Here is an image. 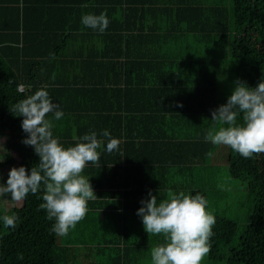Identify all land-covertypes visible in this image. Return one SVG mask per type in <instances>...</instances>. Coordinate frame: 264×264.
<instances>
[{
	"label": "trees",
	"instance_id": "16d2710c",
	"mask_svg": "<svg viewBox=\"0 0 264 264\" xmlns=\"http://www.w3.org/2000/svg\"><path fill=\"white\" fill-rule=\"evenodd\" d=\"M29 7L35 6L0 0V138H8L0 167L37 166L39 157L22 143L23 118L11 110L40 88L63 109L61 120L47 118L65 147L91 131L104 141L99 160L82 173L97 196L88 202L87 220L92 210H134L135 197L139 208L149 191L158 201L168 190L199 192L207 200L204 184L213 174L207 161L221 148L230 176L247 180L254 206L240 235L235 221L215 217L208 257L264 264V153L244 158L204 141L214 126L211 111L228 98L220 92L224 80L231 95L237 79L252 88L264 79V0H79V13L66 14L67 26L56 27L47 25L50 14ZM101 12L110 21L103 34L81 24L84 14ZM74 18L77 24L70 23ZM105 129L121 141L119 152L104 150L107 139L99 134ZM41 194L7 210L18 221L14 229L0 224V264L77 263L81 248L72 236L79 227L87 232L86 219L62 244L64 236L50 231L53 221L39 208Z\"/></svg>",
	"mask_w": 264,
	"mask_h": 264
},
{
	"label": "clouds",
	"instance_id": "9594fccd",
	"mask_svg": "<svg viewBox=\"0 0 264 264\" xmlns=\"http://www.w3.org/2000/svg\"><path fill=\"white\" fill-rule=\"evenodd\" d=\"M110 21L107 14H84L81 24L103 34ZM226 103L211 111L213 128L204 135V141L214 146H227L244 158L264 153V79L255 88L246 81L237 79ZM24 85H18L23 90ZM182 107V104H178ZM22 117L21 129L26 133L22 143L30 146L39 157L36 167L26 170L24 166L13 167L6 182H0V205H14L28 195L42 193L39 208L53 221L50 231L56 236H66L88 212V202L97 199L89 178L82 175L89 162L100 158L98 149L104 141L95 131L80 137L73 136L74 146L65 147L53 134L52 120L59 121L64 112L60 104L54 103L46 88L18 101L13 109ZM242 116V122L237 118ZM220 124L218 129L215 124ZM100 136L107 139L104 150L119 152L121 141L113 138L105 129ZM0 148H3L0 146ZM4 149V148H3ZM7 153L0 151V163ZM211 155V153H209ZM136 215L140 217L144 230L151 235L163 236L164 242L152 248L151 264H201L210 251V238L216 223L207 208V200L199 192L168 190L167 199L158 202L151 191L140 201ZM18 217L0 210V224L14 229ZM22 259V257H21Z\"/></svg>",
	"mask_w": 264,
	"mask_h": 264
},
{
	"label": "crops",
	"instance_id": "0c3cea01",
	"mask_svg": "<svg viewBox=\"0 0 264 264\" xmlns=\"http://www.w3.org/2000/svg\"><path fill=\"white\" fill-rule=\"evenodd\" d=\"M25 3H29L30 6L35 7H29V10H32L33 13H43V14H50L52 17V20L47 24L50 26H67L68 22H64L65 19H67V16L69 13H71L74 10V14L79 13V0H24ZM25 7V6H24ZM20 8H23L20 6ZM26 8V7H25ZM68 14V15H66ZM66 15V16H65ZM48 19V18H46ZM71 19L70 23H76L77 24V18H74V22ZM79 23V22H78ZM2 138V137H1ZM0 138V139H1ZM7 144L6 141L0 140V146L3 148ZM3 148H0V151H4ZM133 156L136 160L138 157L137 152H134ZM139 158V157H138ZM16 166H5L0 167V182H6L8 178V172L11 168ZM135 166V172L136 171ZM108 177H112L110 179L116 178L115 175H110ZM109 179V180H110ZM89 182L92 186V180L89 179ZM107 185H115L118 182L109 181L107 182ZM141 184V182L139 183ZM138 184V186H139ZM93 187V186H92ZM136 187V185H135ZM176 192V191H173ZM180 192V191H179ZM166 196L162 197V200L167 199V193ZM138 199L135 197L133 202H130L129 205L134 209H124L125 211H122V209H117L113 211H107V210H92L91 215H89V220H93L96 222V219L103 223L104 227L108 228V223L112 220L115 223L116 228H114L115 231L112 229H103L99 230L100 228L96 226L97 231L91 232L89 228L87 229L89 239H86V245L88 248H91V251L97 252L98 258L92 261H86V262H79L77 261L76 264H151V260H143V254H151L152 248L155 246L162 244L164 240L157 241L156 243L149 242L150 239L147 237V232L144 234L145 231H143L142 228V221L140 217L136 215V212L138 210ZM111 202V200L109 201ZM159 202V201H158ZM123 203L122 200L119 201H113L112 205ZM22 204V200L19 201L17 204H15V207H20ZM1 207L4 206L0 205ZM119 211V212H118ZM126 218H128L127 221H129V226L126 228ZM141 224V225H137ZM139 227V236L137 237V231L136 228ZM112 232L115 233V237L113 238ZM148 243V244H146ZM145 244V245H144ZM76 246V245H75ZM88 251V250H87ZM126 254V260L121 261L122 254ZM101 256V257H100ZM117 258L116 260H113ZM120 260V262L118 261Z\"/></svg>",
	"mask_w": 264,
	"mask_h": 264
},
{
	"label": "rangeland",
	"instance_id": "374dc122",
	"mask_svg": "<svg viewBox=\"0 0 264 264\" xmlns=\"http://www.w3.org/2000/svg\"><path fill=\"white\" fill-rule=\"evenodd\" d=\"M226 1V0H225ZM221 62V61H220ZM227 61L225 62V64ZM222 81L220 80V84ZM222 85V84H221ZM220 85V92L221 95L229 96L230 95V87L227 83H225L224 80V86ZM1 141H8L7 137H2L0 139ZM6 146V145H5ZM4 151L6 152V149L4 147ZM225 158V152L221 148H218L214 154V157L210 160H208V164L210 166V170L213 173L210 175V177H207L206 181H209L208 179H211V182L208 184H204L205 186V192L207 194V208L211 213L214 215V217H223L227 218L229 220L235 221L238 224V234L240 235L242 231L244 230V227L249 222V217L252 213L253 206H254V195L248 188V182L246 179L240 180V179H234L230 176L228 167L226 166V163L223 161ZM205 180H203L204 182ZM207 183V182H206ZM16 202L15 204H17ZM9 205L4 204L3 207L0 206V210L3 209H11L12 207H15L16 205ZM91 215V214H90ZM84 219H86V223H88V228L91 232L97 231L96 226H98L100 229H112L116 228L115 223L112 220V223H108V228L101 226L103 223L98 221L96 219V222L93 220H87V218H83L82 221L84 222ZM83 222H80L83 224ZM129 221H126V228L129 226ZM79 224V223H78ZM85 224V223H84ZM137 225H141L138 224ZM143 231V225L142 228ZM76 235L72 236L74 238V242L77 248H81L79 252V258L77 261L79 262H86V261H92L96 260L98 258L97 252L91 251V248H88L86 245V242L83 240L82 235L87 234L88 232L82 233L83 230H80V227L77 229ZM137 231V237L139 236V227L136 228ZM146 232V231H145ZM113 238L116 236L115 233L112 232ZM148 239H150L149 242L156 243L159 239L163 236H155L147 233ZM84 239H89V236ZM63 240H66V236H64V239L61 238V242ZM63 244V242H62ZM76 248V249H77ZM79 250V249H78ZM88 250V251H87ZM101 257V256H100ZM149 259L151 260V255L149 256ZM201 264H223L222 263H213L210 261L208 254L203 258L201 261Z\"/></svg>",
	"mask_w": 264,
	"mask_h": 264
},
{
	"label": "built area",
	"instance_id": "2783aa9c",
	"mask_svg": "<svg viewBox=\"0 0 264 264\" xmlns=\"http://www.w3.org/2000/svg\"><path fill=\"white\" fill-rule=\"evenodd\" d=\"M24 90V89H23ZM23 90L21 91V90H19L20 92H23Z\"/></svg>",
	"mask_w": 264,
	"mask_h": 264
}]
</instances>
